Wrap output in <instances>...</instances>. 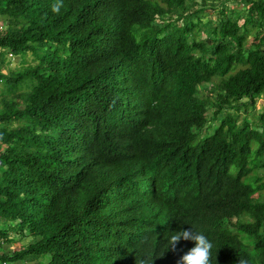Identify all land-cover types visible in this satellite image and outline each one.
<instances>
[{
	"label": "trees",
	"instance_id": "trees-1",
	"mask_svg": "<svg viewBox=\"0 0 264 264\" xmlns=\"http://www.w3.org/2000/svg\"><path fill=\"white\" fill-rule=\"evenodd\" d=\"M215 1L0 0V264H135L191 228L264 264V0Z\"/></svg>",
	"mask_w": 264,
	"mask_h": 264
},
{
	"label": "clouds",
	"instance_id": "clouds-1",
	"mask_svg": "<svg viewBox=\"0 0 264 264\" xmlns=\"http://www.w3.org/2000/svg\"><path fill=\"white\" fill-rule=\"evenodd\" d=\"M64 6L63 0H55L51 9L54 13H59ZM193 241L194 246L180 256L177 264H212V242L202 232L191 229H183L174 232L167 241V246L157 256H164L167 251H175L181 240ZM149 256L147 253L136 257L135 264H154L157 257ZM238 264H248L246 259H239Z\"/></svg>",
	"mask_w": 264,
	"mask_h": 264
},
{
	"label": "rangeland",
	"instance_id": "rangeland-1",
	"mask_svg": "<svg viewBox=\"0 0 264 264\" xmlns=\"http://www.w3.org/2000/svg\"><path fill=\"white\" fill-rule=\"evenodd\" d=\"M229 3V2H228ZM208 4L210 5V6H215V5H218L219 3H218V1H215V0H208ZM242 7V6H241ZM208 12L210 11V8H207L206 9ZM243 10L241 11V14L242 15H244L243 14ZM215 16H216V14H215V12H211L209 15H207L206 17H204L203 18V21L205 22L207 19H210V18H215ZM161 21L160 20H157L155 23H160ZM242 22V19H239V23H241ZM181 23V21H179V24ZM201 36L202 37H204L205 36V34L203 33V32H201ZM6 58H8V59H10L9 61V63L7 64V66H6V68H4L3 70H2V72L3 73H5L6 71H7V69L8 68H10V69H13V70H18L19 68H21V67H24V66H26L28 63H29V61L31 60V58H32V55L30 54V52H27L26 54H25V56H24V60H22L20 57H18V56H10V55H8V56H6ZM7 59V60H8ZM263 106H264V101H263V98L261 97V96H258L256 99H255V104H254V108L252 109V113L253 114H258L259 112H261V110H262V108H263ZM241 112H243V108H241V110H240ZM220 118H221V114L220 115H218V117H217V121L218 120H220ZM246 119L248 120V121H250L251 120V117H246ZM214 127L215 126H213L212 127V129L209 131V132H212V130L214 129ZM253 127V129H255V130H258V131H260V127H256V126H252ZM0 227L3 229H5L7 226L6 225H0ZM10 231H9V233H10V235L15 239V241L14 242H12L11 244H8L9 245V247H15V248H17V247H21V246H23L24 245V243L28 240V241H30L31 240V238L30 237H28L27 238V234H26V238H24L23 239V237H21V235L16 231V230H11V229H9ZM25 233H27L26 231H25ZM8 246H7V243L6 244H3V245H1L0 246V248H7Z\"/></svg>",
	"mask_w": 264,
	"mask_h": 264
}]
</instances>
